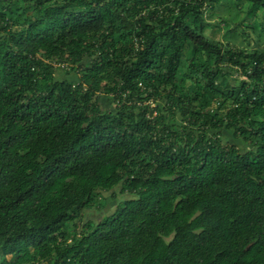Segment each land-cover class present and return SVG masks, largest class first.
Listing matches in <instances>:
<instances>
[{"label": "trees", "instance_id": "1", "mask_svg": "<svg viewBox=\"0 0 264 264\" xmlns=\"http://www.w3.org/2000/svg\"><path fill=\"white\" fill-rule=\"evenodd\" d=\"M221 1L0 0V264H264V49Z\"/></svg>", "mask_w": 264, "mask_h": 264}, {"label": "rangeland", "instance_id": "2", "mask_svg": "<svg viewBox=\"0 0 264 264\" xmlns=\"http://www.w3.org/2000/svg\"><path fill=\"white\" fill-rule=\"evenodd\" d=\"M229 3L231 9L230 12L227 13L228 9L224 8L226 7V5L229 6ZM215 6L216 8L214 10L210 8L205 9L206 15H210V13H213L215 15L214 18L209 19L211 26L206 29V34H208L209 36H213L214 38H217L221 41L231 40V42L233 41L232 43H235L238 46L247 48L258 47L264 49V15L262 13L261 15L263 17L260 16L259 18H248L245 16L246 13L244 14L243 10L238 9V6H236V8L234 7L233 0H223L220 2V4H216ZM221 16H224L226 17V19H228V24H222L223 20L221 19ZM233 26H236L234 31L235 33L232 32V29L234 28ZM237 75V73L233 74L234 77ZM56 76L59 79L68 77L64 71H57ZM108 97L109 96L103 95L100 97L99 101L103 109L113 107V103L109 101ZM220 135L224 142H233L241 150L247 146L242 138L234 137L231 130L223 129ZM103 194L107 198V200L105 199L104 201L106 206H102L101 212L91 211L90 213L92 215L91 217L95 219L102 215L104 212L108 214L111 213L115 208L116 201L118 200V198H120H112L110 192H105Z\"/></svg>", "mask_w": 264, "mask_h": 264}]
</instances>
